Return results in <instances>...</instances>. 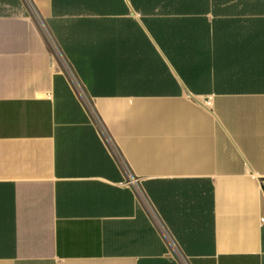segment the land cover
Instances as JSON below:
<instances>
[{
	"label": "crops",
	"instance_id": "crops-1",
	"mask_svg": "<svg viewBox=\"0 0 264 264\" xmlns=\"http://www.w3.org/2000/svg\"><path fill=\"white\" fill-rule=\"evenodd\" d=\"M0 264H264V0H0Z\"/></svg>",
	"mask_w": 264,
	"mask_h": 264
},
{
	"label": "built area",
	"instance_id": "built-area-1",
	"mask_svg": "<svg viewBox=\"0 0 264 264\" xmlns=\"http://www.w3.org/2000/svg\"><path fill=\"white\" fill-rule=\"evenodd\" d=\"M51 47L53 48V52H52V56H53V58H59V53H58V51L56 50V48L54 47V45L52 44L51 45ZM71 79H72V81L74 82V78L73 77H71ZM205 105L207 106V107H210L211 106V101L210 100H207L206 102H205ZM133 180L131 179V182H132Z\"/></svg>",
	"mask_w": 264,
	"mask_h": 264
},
{
	"label": "rangeland",
	"instance_id": "rangeland-1",
	"mask_svg": "<svg viewBox=\"0 0 264 264\" xmlns=\"http://www.w3.org/2000/svg\"><path fill=\"white\" fill-rule=\"evenodd\" d=\"M51 52H53V48L50 46Z\"/></svg>",
	"mask_w": 264,
	"mask_h": 264
},
{
	"label": "bare ground",
	"instance_id": "bare-ground-1",
	"mask_svg": "<svg viewBox=\"0 0 264 264\" xmlns=\"http://www.w3.org/2000/svg\"><path fill=\"white\" fill-rule=\"evenodd\" d=\"M62 68V67H61ZM81 95V94H80ZM83 99V98H82ZM85 100V99H84Z\"/></svg>",
	"mask_w": 264,
	"mask_h": 264
}]
</instances>
